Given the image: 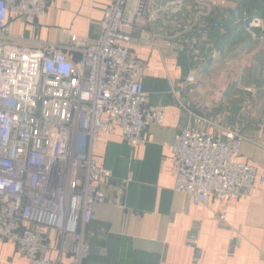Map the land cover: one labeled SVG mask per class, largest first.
<instances>
[{"label":"built area","instance_id":"built-area-1","mask_svg":"<svg viewBox=\"0 0 264 264\" xmlns=\"http://www.w3.org/2000/svg\"><path fill=\"white\" fill-rule=\"evenodd\" d=\"M48 1L0 0V241L11 243L27 264H60L51 258L55 250L69 256L68 264H84L91 250L87 228L111 178L95 157L99 133L117 127L136 147L144 143L148 124L164 123V107L146 102L142 65L130 48L154 47L155 39L146 30L137 38L127 32L128 0H113L93 41L63 35L54 46L28 47L21 44L23 36L11 42L9 14L33 24ZM134 1L131 23L175 21L177 36L165 41L168 49L193 52L209 35V25L179 20L184 0ZM246 27L251 40L262 38L255 32L263 28L259 18ZM195 84L189 74L182 85L187 90ZM190 107L181 104L197 125L181 129L172 145L174 191L204 209L212 198L224 204L249 195L264 178L240 160L239 130L195 115ZM239 243L231 238V249ZM186 247L197 264V239Z\"/></svg>","mask_w":264,"mask_h":264},{"label":"crops","instance_id":"crops-1","mask_svg":"<svg viewBox=\"0 0 264 264\" xmlns=\"http://www.w3.org/2000/svg\"><path fill=\"white\" fill-rule=\"evenodd\" d=\"M166 1L154 0L158 5ZM184 2L180 20L216 26L213 35L210 33L211 37L192 53L166 47V40H176L174 20L161 19L151 27L131 23L135 1L127 2V32L131 30L137 38L146 30L155 39L154 47L131 44L130 48L142 65L139 78L146 102L164 107V123L161 127L148 124L144 143L136 147L123 139L117 127L99 133L95 157L111 178L103 187L104 202L87 228L91 250L86 264H192V251L186 244L194 239L202 249L197 264H264V182L249 195L241 194L224 204L212 198L211 206L204 209L174 191L171 165L177 133L197 125L181 108L188 103L191 113L239 130L243 136L240 160L255 166L264 178V112L257 115L252 101L246 102L248 98L234 101L245 89L253 92L252 88L241 83L228 85L226 81L231 70L236 75L240 71H252L256 77L264 74V42L248 38L251 43L239 49L237 41L229 43L222 37L231 27L238 32L249 16L258 17L264 27V18L256 12L264 0ZM112 3L49 0L45 14L33 24L9 14L11 42L18 44L17 38L23 36L25 42L21 44L28 47L43 43L54 46L63 35L93 41L104 10ZM216 42L225 44L218 49ZM235 50L238 52L233 54ZM235 57L232 62L238 63L227 66V59ZM189 74L195 76L196 84L185 90L182 84ZM231 238H240L233 250ZM51 258L60 264L69 263V256L58 250ZM0 264H27V260L11 243L0 241Z\"/></svg>","mask_w":264,"mask_h":264},{"label":"rangeland","instance_id":"rangeland-1","mask_svg":"<svg viewBox=\"0 0 264 264\" xmlns=\"http://www.w3.org/2000/svg\"><path fill=\"white\" fill-rule=\"evenodd\" d=\"M181 16L179 18H181ZM239 30H241V27L237 28V31H239ZM256 34H258V33H256ZM243 36L244 37H248L250 39H253L252 36H251V32H250V30L247 27L243 28ZM260 36L262 38H257V40L258 41L260 40L261 42H264V36L263 35H260ZM257 40H252V41H257ZM241 46H243V44H240L238 46V48L240 49ZM238 50L237 51L235 50V52L233 54H236L238 52ZM188 53H192V52H188ZM227 60H228L227 66H229V67L231 66V63H238V62H232L233 60H236V57L235 58H229ZM232 65H235V64H232ZM241 72L242 71H240L236 75L235 72H233L231 70L228 73L229 75L227 76V80H226L227 84L228 85H231V84L234 85V83H241L242 87H243V85L247 86V87H250V88L253 89L252 90L253 92H250V89H245L244 93H242L243 95H241L238 99H236L234 101H241L242 99L246 100L248 98L246 102L248 103V101L249 102L252 101V104L255 106L254 110H256L257 111L256 114L259 115L260 113L264 112V74H261L258 77H256V75L253 74L254 72H252V71L249 74H248V71H245V74H243V72L242 73ZM259 85H260V87H259ZM4 243H6V242H4Z\"/></svg>","mask_w":264,"mask_h":264},{"label":"trees","instance_id":"trees-1","mask_svg":"<svg viewBox=\"0 0 264 264\" xmlns=\"http://www.w3.org/2000/svg\"><path fill=\"white\" fill-rule=\"evenodd\" d=\"M264 4H263V2H262V4H261V6H259L258 8H257V14H258V16L260 17V18H264V6H263ZM255 18V17H254ZM256 18H258V17H256ZM253 19V17L252 16H249V18L244 22L243 21V23H242V26H241V30H239L238 32H236L234 29L235 28H229L228 30H227V33L223 36L222 35V37L224 38V39H226L227 41H229V43L230 42H232V41H237L238 42V45H240V44H243V45H248V44H250L251 42H248L247 41V39H248V37H244L243 36V28L244 27H246L247 25H248V23H249V21L250 20H252ZM212 25V24H211ZM213 26V27H212ZM211 26V28H210V32H209V35L208 36H210V33H211V36L213 35V32H215L216 31V26H215V23H213V25ZM215 28V29H214ZM256 31V33H258V34H260V35H263L264 36V27L262 28V29H259V30H255ZM210 36V37H211ZM222 38V39H223ZM250 39V38H249ZM224 44L225 43H223V42H216L215 43V46H216V48H221L222 46H224ZM89 242V241H88ZM90 243V242H89ZM99 245H101V243H99ZM87 263V260L85 261V263L84 264H86Z\"/></svg>","mask_w":264,"mask_h":264}]
</instances>
